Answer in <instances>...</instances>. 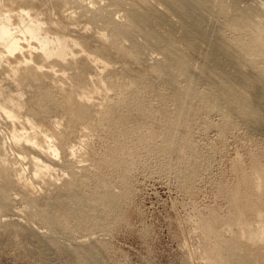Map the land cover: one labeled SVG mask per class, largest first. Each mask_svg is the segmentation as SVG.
Masks as SVG:
<instances>
[{"label": "rangeland", "instance_id": "1", "mask_svg": "<svg viewBox=\"0 0 264 264\" xmlns=\"http://www.w3.org/2000/svg\"><path fill=\"white\" fill-rule=\"evenodd\" d=\"M20 1L34 4L22 27L38 20L50 37L85 44L88 58L78 48L82 56L54 64L56 76L41 73L35 84L15 85L7 66H15L17 54L7 62L0 46V264H264V129L235 106L205 99L212 90L200 73L204 50L193 57L181 47L193 57L195 80L177 102L170 92L187 89L186 78L173 72L170 90L152 75L164 67L156 68L166 47L146 44L127 19L129 0ZM150 3L165 11L159 0ZM234 4L256 10L254 31L264 27V0H210L205 32L234 54L246 76L264 81L249 24L230 21ZM22 5L0 0V16L11 10L16 26ZM105 19L126 26L127 36L111 32ZM165 28L181 36L178 27ZM97 34L105 37L102 48L122 49L132 60L108 61L106 71L91 66ZM29 64L38 66L34 58ZM142 74L155 88L138 85ZM11 101L16 119L3 112ZM13 132L48 137L54 164L39 159L50 172L36 174L35 153L23 139L15 144ZM42 144L36 149L47 153ZM219 248L231 253L224 261L215 255Z\"/></svg>", "mask_w": 264, "mask_h": 264}, {"label": "bare ground", "instance_id": "2", "mask_svg": "<svg viewBox=\"0 0 264 264\" xmlns=\"http://www.w3.org/2000/svg\"><path fill=\"white\" fill-rule=\"evenodd\" d=\"M9 1L11 4H15L17 2H20V4H23L21 6L22 10L16 13V16H15V19L17 20L16 26L11 23L12 21L10 22L11 18H14L12 15H10L12 14L11 10H8L5 13L7 14V16L6 15L0 16V46L1 45L2 47L4 46L3 50L5 49V51H2L3 53L2 52L0 53L6 54V56L5 55L3 56H5L4 58H6L5 61L7 60V62L11 60L12 56L17 54V56L15 57L16 58L15 62H14L15 66L13 67L7 66L10 68V71H9L10 75L8 79L10 80L9 84L10 82H12L13 84L18 85L19 84L18 82L20 80L23 82H31L35 84L36 82L40 81L38 80L40 79V76L43 77L41 73L44 74V76L45 75L54 76L56 74V71L53 70L54 64L57 65V64L65 63L66 60L68 61V58H71V57L73 58L74 55L81 54L79 49H81L82 53H85L83 49L85 44L81 45L78 41L69 40L63 37L62 35H55L53 37H50L48 35L47 30L43 27V25L38 20H33L31 21V23L29 22V24L27 23V25L22 27L24 20H27L26 18L29 16V11L31 10L32 6H34V4H31L28 1L21 2L20 0H9ZM129 1L131 3L129 4L128 8L125 7L127 8V10H125V13L128 17L127 19L129 20L131 24L134 25L135 30L143 33L142 35H144V38L147 41L146 42L144 40L146 44L148 43L149 45H152V46L163 44L166 47L165 48L166 50L164 49L165 53H164V50L162 51L164 55L161 53L162 56H164L165 62L163 65H157L156 68H159L160 66H164V67L157 69V70H151L152 75L156 76L157 79H160L162 85L170 90L173 87V79H172L173 72L186 78L187 89L185 90L183 89L184 91L182 92H178V91L170 92L171 97L174 99V101L180 102L183 98L188 97L186 96L187 92H190L191 86L193 85V82L195 80V77H194L195 75H193V73L191 74L190 72L189 64L191 65L192 58L195 57L194 54H196L195 53L196 51H198L199 49L200 51L204 50V53L202 56L203 57L202 63L200 66L201 67L200 73L203 76L206 83L210 85L211 87L210 91L212 90V94H210L209 96H206L205 99L210 100V102L215 106L216 105L220 107L221 106L223 107L235 106L240 112V115H242L244 119L251 126H256L257 128H260L262 130L264 129V81L258 79V77L257 78L253 77L250 74L246 76L245 75L246 73L244 71L242 72L241 70L242 68L240 66V63L234 60L235 58L234 54L230 52L228 49H226V47L222 46L219 43L216 36L214 35L212 36L211 34H208L210 32L208 33L205 32L206 29L204 28V23L205 21H207L206 18L210 16L211 11H212L211 9L212 5L210 6V0H159L165 5L166 7L165 11H163L159 7L151 5L150 0H129ZM232 10H233V13L232 12L231 13L233 14V16H231L230 21H232L233 24L234 22H237L240 24H249V26H245V28L247 30V33H249L252 39V42H253L252 44L254 45V49L256 53L259 54V56L261 55L264 58V46H263L264 43L262 44V41L264 40V27L263 28L261 27L259 29L256 26L258 29L256 30L255 28V31L253 30V28H251V26L255 25L254 20H255V17L257 16L256 10H254L255 12L252 11L253 9L242 11V10H239L237 5L235 4L232 6ZM166 12H171V14H174L179 19V23L174 22L170 17H168ZM105 20L104 21L107 23V25L106 23L105 25L108 26L111 32L113 30L114 33H116V35L119 34L122 36L123 35L127 36V34L129 33L128 30H126L127 29L126 26L121 25L122 26L121 27L120 24L116 23L114 20H111V19L110 20L105 19ZM25 24H26V21H25ZM19 25L20 27H22L20 31H18ZM175 26L178 27L180 30L181 36L179 38L178 36L175 37L176 35H179V33L178 34L176 33V35L173 36L171 35L172 32L168 34V32H170L168 29H167L168 31L167 33L164 31L163 32L160 31V29L163 30V28L165 27L174 29L176 28ZM14 29L15 31L17 30V34H16L17 36H19L20 34L23 36L21 38H23L24 41L27 42L26 46L21 44V40H22L21 38H18L16 37V35H14L16 33ZM18 32H20V34H18ZM103 36L104 35L102 34H97L96 36L94 35L95 42L99 43L100 45H98L99 49L96 51L97 58L96 59L89 58V64L91 66H95V67L97 66V67H100L102 70H105L108 67L107 64H109L108 61H111V60L115 61L117 59H119V61L122 60L125 62L130 61L129 58L131 57L130 56L131 53H127L123 51L122 49H119V48L117 49L116 47L112 48V46L109 49L102 48L104 45L103 39H105V37ZM81 38H84V37H81ZM90 40L92 41L91 38ZM33 43H36L35 44L36 47H33L34 45ZM181 47H183L185 51L186 50L190 51L191 53L190 55H192L193 57L191 58L188 55H185L182 52V50L184 51V49H182ZM159 48H162V47H159ZM25 49L26 50L28 49V51L24 52ZM75 49H78V50H75ZM131 50H135V47ZM180 50L182 53H180ZM37 51H39V53H37ZM231 53H232L233 58H231ZM3 56L0 55V57L2 58ZM80 56H82V54ZM217 57H220L221 59L216 60ZM33 58L37 60V63H38L37 67L31 66L29 64V62L32 61ZM85 58L84 59L87 60L88 58L87 54ZM50 59H54L55 61L53 60L54 62L48 63ZM80 64L81 63H79V66ZM116 64H118V62ZM44 66L49 69L48 72L50 73H47V74L43 73L42 69L44 68ZM84 66H85V70H86V67L89 68V70L91 68L89 67L88 64ZM230 69L235 70L233 71L234 74H231L232 72L229 71ZM82 71L81 70L79 71L80 75L77 74L78 77L81 76ZM83 73H85V71ZM126 74L127 76H129L128 71ZM83 77H84L83 79H86L85 76ZM81 78L82 77H80V79ZM151 79L152 77H150L149 75H144L143 77L140 78V80H138L141 83L138 85L139 86L143 85L144 87L152 90L153 88H155L154 83H157V82H154L152 81L154 79L152 80ZM82 95L84 97L85 95L89 96L90 94L88 93V94H82ZM80 100L82 101L83 98H80ZM85 100H88V99H85ZM14 102L15 101L9 102L10 106L5 107L3 109V112L7 116L8 119H13L16 116V112L18 108H17V104L15 105ZM70 102L71 101L69 100V103ZM71 104H73V102ZM70 107L72 106L70 105ZM27 122H29V120ZM29 126H30V123L28 127ZM33 129H32V132H33ZM34 134L32 133V136H31L27 133L17 134L16 132H13L12 140L15 144H18L23 139L29 144V147H30L29 149L33 151L36 155V157L31 158L30 163L32 165L31 164L30 165L35 168L36 174L40 175L41 173L46 172V171L50 172L49 166L44 164L42 159L45 162L54 164V159L50 156V154H54V153L56 154V151L53 147L50 146L49 144L50 141H47L48 137L46 135H41V137L38 140L37 139L38 136L36 137V135ZM38 141H40L41 143H44L42 145L46 144L45 149L47 153H43L42 150L39 152V150L36 149L35 145L37 146ZM48 153L50 154L48 155ZM39 158H42L41 161ZM216 251H215L216 252L215 255L218 256L219 259L222 261H224L231 255V253H229L230 252L229 250L226 251V253L228 252L227 255L225 252H224L225 254H223L222 248H219Z\"/></svg>", "mask_w": 264, "mask_h": 264}]
</instances>
